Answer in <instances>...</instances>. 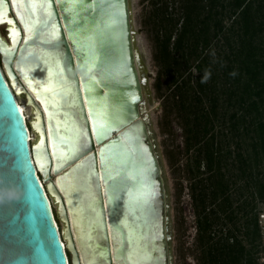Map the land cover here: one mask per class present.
Returning a JSON list of instances; mask_svg holds the SVG:
<instances>
[{"label":"water","instance_id":"obj_1","mask_svg":"<svg viewBox=\"0 0 264 264\" xmlns=\"http://www.w3.org/2000/svg\"><path fill=\"white\" fill-rule=\"evenodd\" d=\"M6 22L0 92L18 111L0 98V264H175L131 0H0Z\"/></svg>","mask_w":264,"mask_h":264},{"label":"trees","instance_id":"obj_2","mask_svg":"<svg viewBox=\"0 0 264 264\" xmlns=\"http://www.w3.org/2000/svg\"><path fill=\"white\" fill-rule=\"evenodd\" d=\"M150 4L160 68L155 86L168 90L166 109L176 112L183 129L200 260L259 264L264 243V0ZM206 70L210 79L201 83Z\"/></svg>","mask_w":264,"mask_h":264},{"label":"rangeland","instance_id":"obj_3","mask_svg":"<svg viewBox=\"0 0 264 264\" xmlns=\"http://www.w3.org/2000/svg\"><path fill=\"white\" fill-rule=\"evenodd\" d=\"M168 1L171 2V0ZM150 2L151 0H131L133 24L137 32V46L145 55L150 73L152 97L156 101L151 107V116L162 149L171 189L174 263L202 264L197 244L196 216L189 189L190 183L185 172L187 159L183 154V129L176 112L169 113V110L166 109L165 102L169 98L168 90L163 86L158 91L155 86L160 68L154 59L156 43L154 32L150 26L151 19L148 17L151 9ZM261 209V213L264 212V205L261 206ZM69 258H71L70 255ZM259 264H262L261 260H259Z\"/></svg>","mask_w":264,"mask_h":264},{"label":"snow or ice","instance_id":"obj_4","mask_svg":"<svg viewBox=\"0 0 264 264\" xmlns=\"http://www.w3.org/2000/svg\"><path fill=\"white\" fill-rule=\"evenodd\" d=\"M12 31H15V29L13 28ZM0 98L3 99L4 113L12 118H16L18 110L16 108L15 101L11 98L6 89L3 92H0ZM37 147H39V144Z\"/></svg>","mask_w":264,"mask_h":264},{"label":"bare ground","instance_id":"obj_5","mask_svg":"<svg viewBox=\"0 0 264 264\" xmlns=\"http://www.w3.org/2000/svg\"><path fill=\"white\" fill-rule=\"evenodd\" d=\"M8 25L9 24H7V22L6 23H3V27H1L0 29L2 30V29H4V28H6V27H8ZM30 93L34 96V93L32 92V91H30ZM19 98H20V109H21V111L23 112V114H24V116H25V119H26V121L28 122V120H32L34 117V115H33V113H32V111H33V109L31 108V107H27L26 105H25V100L24 99H22V95H19L18 96ZM29 133H30V137H31V141L33 142L34 140H35V137H34V135L32 134V131H31V129H29ZM32 142H31V146H32ZM58 225V224H57ZM60 231H61V229H60Z\"/></svg>","mask_w":264,"mask_h":264},{"label":"built area","instance_id":"obj_6","mask_svg":"<svg viewBox=\"0 0 264 264\" xmlns=\"http://www.w3.org/2000/svg\"><path fill=\"white\" fill-rule=\"evenodd\" d=\"M260 226L262 228V234L264 239V212L260 213ZM260 260L261 263L264 264V243H263V252Z\"/></svg>","mask_w":264,"mask_h":264},{"label":"clouds","instance_id":"obj_7","mask_svg":"<svg viewBox=\"0 0 264 264\" xmlns=\"http://www.w3.org/2000/svg\"><path fill=\"white\" fill-rule=\"evenodd\" d=\"M214 55V54H213ZM230 75H232L233 77L237 75V73L233 72ZM211 73L210 71H205V73L203 74L202 78H201V83H207L208 80L210 79Z\"/></svg>","mask_w":264,"mask_h":264},{"label":"flooded vegetation","instance_id":"obj_8","mask_svg":"<svg viewBox=\"0 0 264 264\" xmlns=\"http://www.w3.org/2000/svg\"><path fill=\"white\" fill-rule=\"evenodd\" d=\"M2 31L6 35V28L2 29Z\"/></svg>","mask_w":264,"mask_h":264}]
</instances>
